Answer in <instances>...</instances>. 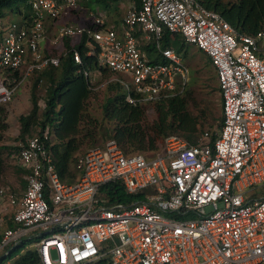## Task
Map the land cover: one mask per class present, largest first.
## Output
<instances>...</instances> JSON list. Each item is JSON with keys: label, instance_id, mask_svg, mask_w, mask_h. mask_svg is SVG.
Wrapping results in <instances>:
<instances>
[{"label": "built area", "instance_id": "obj_1", "mask_svg": "<svg viewBox=\"0 0 264 264\" xmlns=\"http://www.w3.org/2000/svg\"><path fill=\"white\" fill-rule=\"evenodd\" d=\"M28 5L30 17L21 24L0 20V107L30 78L60 66V58L43 51L46 21L76 11L79 0ZM91 19L90 27H60L51 44L86 37L88 56L115 76L131 105L188 89L190 70L163 47L165 31L204 52L217 74L221 129L214 141L204 132L197 145L171 136L150 157L126 155L109 140L78 158L74 184L60 180L49 132L27 137L15 157L27 189L18 196L0 187L1 249L8 256L32 240L41 264H264V30L240 35L197 0H140L126 11L123 37L99 11ZM138 33L162 62L142 51ZM73 56L92 87L95 73L82 69L77 49ZM117 183L135 200L109 206L101 190Z\"/></svg>", "mask_w": 264, "mask_h": 264}, {"label": "trees", "instance_id": "obj_2", "mask_svg": "<svg viewBox=\"0 0 264 264\" xmlns=\"http://www.w3.org/2000/svg\"><path fill=\"white\" fill-rule=\"evenodd\" d=\"M28 1L0 0V20L5 19V10L28 19L31 14ZM197 1L206 9L219 13L240 35L251 36L264 30V0ZM64 41L67 54L61 58L59 67L47 69L37 79L31 93L32 108L27 115L20 117V134L17 138V141H24L35 129L41 133L49 131V134L54 136L51 150L63 183L77 182L80 174L75 170V166L78 154L86 144L93 148L97 147L101 141L106 143L109 140H115L126 155L151 154L154 156L163 151L166 139L171 136H178L190 145H197L209 119L217 123L216 132L221 129L222 111L221 115L217 116L213 106L204 104L202 107L196 102L193 92L195 79L192 85L190 81L187 91L182 96L153 104L139 105H131L127 101L123 86L119 83L111 84L103 105L102 120L97 121L87 114V104L93 92L89 81L83 74L78 73L80 66L75 63L73 51L77 49L80 52L83 60L82 69L101 72L102 75L111 72L99 67L97 56H88L86 37L81 38L74 47L70 45L71 39ZM163 46L164 48L174 47L180 55L186 53V46L181 37H175L173 40L167 32L164 35ZM208 60L212 64L209 57ZM41 80H45L47 85L46 107L43 111L39 106L37 95ZM150 114H153L152 119L149 118ZM8 129L5 109L0 107V141ZM216 132H211L213 141ZM12 150L17 149L12 148ZM4 171L5 162L0 156V184ZM101 193L110 200L109 206H113L115 201L128 204L135 200V197L128 195L119 183L103 187ZM32 243V240L24 242L13 249L7 258L13 260V264H41L39 255L33 248L23 254L18 253ZM101 264L109 263L105 261Z\"/></svg>", "mask_w": 264, "mask_h": 264}, {"label": "rangeland", "instance_id": "obj_3", "mask_svg": "<svg viewBox=\"0 0 264 264\" xmlns=\"http://www.w3.org/2000/svg\"><path fill=\"white\" fill-rule=\"evenodd\" d=\"M127 8L128 0H79V9L76 10L72 16H62L54 23L56 28L66 24L88 27L89 24L91 25L93 22L91 19V12L99 10L107 20L118 24L122 21V19H124L125 10ZM21 9L23 10V6H21ZM5 13V19L8 22L11 21L17 24L22 23L23 18L19 14L12 13L10 10H5ZM55 36V33L51 34L50 40L55 39ZM80 39V37L72 38L70 45L72 47L76 46ZM46 46L47 52H45V55H51L61 59L67 54L65 41H61L56 46H52L51 42H48ZM182 56L190 69L191 85L195 79L193 92L196 102L202 107L204 104L213 106L217 116H220V90L215 68L210 64L205 53L197 49L195 46L186 45V53H183ZM95 75L94 84L91 87L93 96L87 104V114L101 122L103 116V105L108 97L109 86L111 84H115V76L111 73L99 76L96 72ZM39 77L40 75H35L23 86H21L16 92L12 102L3 106V109H5L6 112L9 129L2 135L0 141V156L5 162V171L0 186H10L12 188L20 189L22 188L23 182L26 180L25 174L15 163L17 153H15L16 151L12 150V148L16 149L19 146V143L17 142V138L20 134L19 119L21 115H27L30 112L32 105V88ZM119 77H122L129 84H132L127 75L122 74L119 75ZM46 86V81L43 80L39 83L37 88V95L42 110L45 109ZM149 118L152 119L153 114H150ZM216 125L217 123L215 121L209 119L208 124H205L204 132H210V130L211 132H216ZM99 143L100 144H98L97 147H104L107 142H104L105 144L103 141ZM90 148H92V146L86 144L78 156L85 153ZM146 156L150 157L152 155L146 154ZM30 248H32V245L27 246L26 249H21L18 253L23 254Z\"/></svg>", "mask_w": 264, "mask_h": 264}, {"label": "crops", "instance_id": "obj_4", "mask_svg": "<svg viewBox=\"0 0 264 264\" xmlns=\"http://www.w3.org/2000/svg\"><path fill=\"white\" fill-rule=\"evenodd\" d=\"M135 0H128V7L130 6V5H136V6H139V4H140V0H139V2H134ZM79 9V8H78ZM77 9V10H78ZM128 10V8L125 10V15H126V11ZM99 10H96L95 12H98ZM75 12V11H74ZM74 12H72V13H70L69 15H67V17H69V16H72V14L74 13ZM100 12V11H99ZM92 13V12H91ZM101 13V12H100ZM103 15V14H102ZM104 16V15H103ZM105 17V16H104ZM124 19H125V17H124ZM124 19H122V21L120 22V23H116V22H112V21H110V20H107L106 18H105V22H106V26L108 27V28H114L119 34H120V36L121 37H123V33H124V31H125V25H124ZM4 21H7L6 19H3ZM8 22V21H7ZM11 22V21H10ZM23 22V21H22ZM55 21H50V20H48V21H46V32H47V38H48V40L44 43V46H43V51H44V54H45V52H47V46H46V44H48V42H51V40H50V36H51V34H53V33H55L56 34V36L55 37H57L58 36V31H59V29H60V27H62V26H65V25H62V26H60V27H57L56 28V25H55V23H54ZM66 25H68V24H66ZM69 25H72V24H69ZM167 31H165V33H166ZM168 34H169V36L171 37V39H173V40H175V37H178L179 35H172V34H170L169 32H167ZM165 35V34H164ZM137 37H138V39H139V41H140V47H141V49H142V51L144 52V53H146V55L148 56V58L151 60V61H153V62H155V63H160V62H162L163 60H162V58L159 56V55H157L156 54V52H155V50H154V45H151V44H147L146 42H145V40H144V38H143V35L141 34V33H138L137 34ZM181 37V36H180ZM67 39H70V38H67ZM181 39H182V41L184 42V40H183V38L181 37ZM65 39H63L62 41H64ZM164 40V39H163ZM185 43V42H184ZM187 44H185V46H186ZM53 46V45H52ZM187 46H190V45H187ZM164 47V46H163ZM167 48H173L175 51H176V49L174 48V47H167ZM148 49V50H147ZM150 49V50H149ZM177 52V51H176ZM204 53V52H203ZM177 54H178V52H177ZM178 55H180V54H178ZM49 56V55H48ZM181 56V58L183 59V61L185 62V60H184V58H183V56L182 55H180ZM186 64V63H185ZM187 65V64H186ZM212 65V64H211ZM189 68V67H188ZM190 70V69H189ZM46 71V70H45ZM44 71V72H45ZM92 73H95V72H92ZM97 74H99V73H101V72H96ZM43 74V73H42ZM102 75V74H101ZM113 75V74H112ZM41 76V75H40ZM31 79V78H30ZM29 79V80H30ZM28 80V81H29ZM191 80V79H190ZM28 81H26V82H28ZM41 81H43V80H41ZM40 81V82H41ZM221 98V97H220ZM32 104V103H31ZM39 106H40V103H39ZM45 107H46V105H45ZM31 108H32V105H31ZM40 108H41V106H40ZM31 110V109H30ZM41 111H43L42 109H41ZM221 111H222V101H221ZM21 116H23V115H21ZM20 116V117H21ZM8 123V122H7ZM20 124V123H19ZM49 132V131H48ZM36 134H42L38 129H35L34 131H33V133L31 134V135H29L28 137H32V136H34V135H36ZM51 137H52V145H53V138H54V136H52V135H50ZM27 139V138H26ZM25 139V140H26ZM25 140L24 141H17L18 143H19V145H20V143H23V142H25ZM94 148V147H93ZM17 150H16V152L15 153H18V151H19V146L16 148ZM91 149V148H90ZM53 153V152H52ZM84 154V153H83ZM83 154H81V155H83ZM81 155H79L78 156V158L81 156ZM54 156V155H53ZM78 160V159H77ZM55 162V161H54ZM56 165V164H55ZM18 167V166H17ZM18 168H20V167H18ZM21 169V168H20ZM75 170L80 174L79 175V178H78V180H77V182L79 181V179H80V177H81V173L77 170V168H76V166H75ZM21 171L25 174V176H26V173L24 172V170L23 169H21ZM61 180V179H60ZM76 183V182H75ZM66 184V183H65ZM0 187H3V186H0ZM5 187H9L11 190H13V192L14 193H16L18 196H22L23 194H24V192H25V190L27 189V181L25 180L24 182H23V185H22V188H20V189H16V188H12V187H10V186H5ZM3 209V204H2V202H1V200H0V211ZM6 228H11V227H13V224L11 223V222H7V224H6V226H5ZM2 238H3V232L2 231H0V262H3L5 259H7L6 260V262H4L3 264H13V260H11V259H9V258H7V256H6V251H4V250H2L1 249V241H2ZM32 248H33V246H32ZM34 249V248H33Z\"/></svg>", "mask_w": 264, "mask_h": 264}]
</instances>
